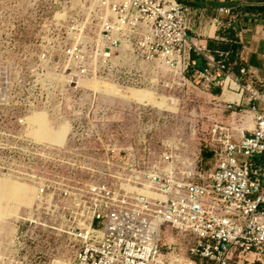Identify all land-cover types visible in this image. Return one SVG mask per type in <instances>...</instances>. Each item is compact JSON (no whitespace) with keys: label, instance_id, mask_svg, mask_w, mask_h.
I'll return each instance as SVG.
<instances>
[{"label":"built area","instance_id":"obj_1","mask_svg":"<svg viewBox=\"0 0 264 264\" xmlns=\"http://www.w3.org/2000/svg\"><path fill=\"white\" fill-rule=\"evenodd\" d=\"M46 3L61 18L38 22L30 40L14 24L0 33V171L7 157L20 159L37 188L12 247L27 250L41 229L72 246L62 264H244L246 254L264 263V82L239 66L238 53L231 61L193 43L192 8L177 0ZM92 77L158 98L187 84L214 92L228 119L208 132L213 168L201 169L182 134L163 143L153 165L133 149L119 162L115 146L93 148L109 110L99 91L79 83ZM152 108L136 104L141 119ZM41 109L54 129L67 124L61 145L26 136V117ZM145 183L158 198L141 192ZM166 228L182 240L164 243Z\"/></svg>","mask_w":264,"mask_h":264},{"label":"rangeland","instance_id":"obj_2","mask_svg":"<svg viewBox=\"0 0 264 264\" xmlns=\"http://www.w3.org/2000/svg\"><path fill=\"white\" fill-rule=\"evenodd\" d=\"M52 16L53 10L49 8L46 0H0V33L9 31L14 24L15 35L27 40L35 36L38 22L51 19ZM57 77L61 81L69 82V78L63 74ZM90 81L82 79L79 83L85 87L84 84ZM117 91L118 94L115 96L102 95L104 97L101 100L109 110L108 118L103 125V139L100 142H92L93 148L102 150L109 144L115 146L122 152L117 155L119 162H126L129 154L124 152L133 149L138 162L153 165L159 161L163 143L182 134L190 151L199 155L201 169L208 171L213 168L214 160L211 155L205 156V147L209 144L208 132L213 123L226 122L228 119V113L224 112V107L214 92L210 93L200 87L194 88L191 84L173 91H162L161 94L166 96L160 98L148 89L117 87ZM135 103L153 107L150 110L152 116L147 120L141 119ZM39 111L45 112L43 109ZM46 115L47 126L51 130L57 129L58 127L55 129L52 127L48 114ZM161 117L166 118L163 120ZM195 128L196 135L193 134ZM26 136L29 137L27 134ZM99 158L103 159L104 156L100 154ZM11 161L7 157V171H0V217H5L12 203L17 204L19 213L17 218L0 222V264H62L64 259L71 257L74 250L65 238L52 231L41 229L34 231L31 236L34 243L29 245L27 250L21 249L20 246L12 247L15 244L17 225L31 219L37 188L34 182L29 183L27 180L29 167L20 159L16 160L17 164ZM20 184L22 189L14 196ZM163 234L164 243L180 241L183 238L168 228ZM188 243L190 241L187 245ZM244 264L264 263L254 260L252 254H246Z\"/></svg>","mask_w":264,"mask_h":264},{"label":"crops","instance_id":"obj_3","mask_svg":"<svg viewBox=\"0 0 264 264\" xmlns=\"http://www.w3.org/2000/svg\"><path fill=\"white\" fill-rule=\"evenodd\" d=\"M199 5L192 8L188 35L193 43L209 49L211 42L227 43V31H232L237 40L239 66L264 82V17L244 13L242 8L257 0H190ZM236 4L231 9L236 19L229 17L223 6ZM196 67L202 60L195 53ZM235 97V96H234ZM229 98V96H227Z\"/></svg>","mask_w":264,"mask_h":264},{"label":"bare ground","instance_id":"obj_4","mask_svg":"<svg viewBox=\"0 0 264 264\" xmlns=\"http://www.w3.org/2000/svg\"><path fill=\"white\" fill-rule=\"evenodd\" d=\"M61 15L62 14L55 11L53 15L54 20L57 21L58 19H60ZM90 80H91L90 82L84 84L87 89L94 91L97 90L102 95H106V96H115L118 94L117 86L113 84H109L108 82H102V81L98 82L96 81L97 79H95L94 77H92V79ZM25 122H26L25 124L27 125L26 134L39 143L59 146L64 142V136L68 131L67 124L65 123L59 125L57 129L51 130L47 126L48 120L46 113L41 111L33 112L32 114L27 116ZM21 187L22 184L19 185V188H17V191H15L14 196H17L18 191L22 189ZM152 187L149 184L145 183V187L142 188L141 192L149 197L158 198L159 195H157V193L152 190ZM18 213H19V207L17 206V204L12 203L11 207L9 208V211L8 210L6 211L5 217L4 218L0 217V222L1 221L4 222L5 220H8L10 218H17Z\"/></svg>","mask_w":264,"mask_h":264},{"label":"trees","instance_id":"obj_5","mask_svg":"<svg viewBox=\"0 0 264 264\" xmlns=\"http://www.w3.org/2000/svg\"><path fill=\"white\" fill-rule=\"evenodd\" d=\"M242 11L247 14H251L254 16H262L264 17V0H257L256 3H248L246 7L242 8ZM227 43L220 42H211L209 44V50L211 52H229L230 57L229 59L233 61L235 55L238 53V45L237 40L234 37V33L232 31H227ZM237 68H235V71H237ZM207 156V154L205 155Z\"/></svg>","mask_w":264,"mask_h":264},{"label":"water","instance_id":"obj_6","mask_svg":"<svg viewBox=\"0 0 264 264\" xmlns=\"http://www.w3.org/2000/svg\"><path fill=\"white\" fill-rule=\"evenodd\" d=\"M180 4L184 5V6H187V7H190V8H197L199 7L198 4L190 1V0H177ZM224 9H235L238 7V5L236 4H228V5H225L223 6Z\"/></svg>","mask_w":264,"mask_h":264}]
</instances>
